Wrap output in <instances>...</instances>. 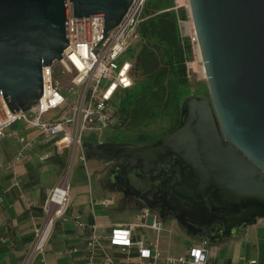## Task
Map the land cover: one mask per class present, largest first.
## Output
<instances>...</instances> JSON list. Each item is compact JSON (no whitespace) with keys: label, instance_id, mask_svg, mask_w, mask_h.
Wrapping results in <instances>:
<instances>
[{"label":"water","instance_id":"obj_1","mask_svg":"<svg viewBox=\"0 0 264 264\" xmlns=\"http://www.w3.org/2000/svg\"><path fill=\"white\" fill-rule=\"evenodd\" d=\"M133 0H0V93L11 111L42 97L43 69L69 45L68 19L102 14L103 36ZM210 96L189 95L174 130L145 144L84 142L104 186L188 238L218 245L264 219V0H190ZM99 41L96 43L98 44Z\"/></svg>","mask_w":264,"mask_h":264},{"label":"built area","instance_id":"obj_2","mask_svg":"<svg viewBox=\"0 0 264 264\" xmlns=\"http://www.w3.org/2000/svg\"><path fill=\"white\" fill-rule=\"evenodd\" d=\"M147 1L133 0L122 21L107 30L101 41L102 14L83 18L70 16L69 45L61 59L44 67L42 97L27 111H11L0 93V138L12 135L21 127L32 132L30 137H20L23 148L43 138H51L55 153H71L69 170L46 197L43 205L45 221L35 229L28 259L23 264H31L39 254L43 255L42 261L46 264V246L59 219L72 220L85 233L83 245H75L67 253L83 251L88 264H215L213 254L217 245L207 239L192 238L187 246L175 247L173 225L166 224L168 220L164 221L148 208L140 210L129 221L89 225L79 215L68 212L72 202L70 167L77 156L86 161L85 137L92 135L96 144L111 140L112 137L104 133L115 124L119 92L134 85L133 64L127 54L141 41L139 28L142 22L156 15L146 13ZM171 10L182 13L178 18L180 33L192 47L191 57L186 61L188 77L192 83L207 79L190 0H173L171 7L156 13ZM56 66H60L69 78L65 88L55 79ZM22 156L19 152L16 159ZM118 201L119 197L114 195L92 199L93 205L107 208L115 207ZM235 264H258V254H243Z\"/></svg>","mask_w":264,"mask_h":264},{"label":"crops","instance_id":"obj_3","mask_svg":"<svg viewBox=\"0 0 264 264\" xmlns=\"http://www.w3.org/2000/svg\"><path fill=\"white\" fill-rule=\"evenodd\" d=\"M22 135L30 137L32 132L18 127L12 135L0 138V264H23L28 259L35 229L45 221L43 205L46 197L58 184L71 160V153L67 151L63 154L55 153L51 138H43L42 141L23 148L20 140ZM85 138V142L95 143L92 135L88 134ZM19 152L23 156L18 160L16 157ZM80 152L81 148L78 153ZM88 159L94 160L90 169L87 166ZM75 160L77 167L81 163L85 164L87 176L85 178L81 172L75 176L77 185L73 190L71 187L72 202L68 209L69 214L79 215L88 225L94 222H118L107 214L97 215L94 211L97 204L92 203V199H100L96 196L102 199L116 194L104 186L106 163L87 156L86 161L80 160L79 156ZM117 206L118 204L112 208H103L118 213L120 210H117ZM138 212L139 210H136L128 214L136 216ZM133 217L126 221L132 220ZM54 227L44 254L46 264H88L83 251L71 255L67 253L69 248L83 245L85 233L79 230L72 220L59 219ZM243 240L242 237L218 244L213 254L214 263L235 264L244 251L251 255L250 245L248 244L247 250ZM224 248H229L232 253L221 254L220 251ZM42 259L43 255L39 254L31 264H45Z\"/></svg>","mask_w":264,"mask_h":264},{"label":"trees","instance_id":"obj_4","mask_svg":"<svg viewBox=\"0 0 264 264\" xmlns=\"http://www.w3.org/2000/svg\"><path fill=\"white\" fill-rule=\"evenodd\" d=\"M173 0H148L146 13L156 14L142 22L139 28L141 41L127 54L132 60L134 85L122 90L115 104L113 130H123V138L114 133L111 140L128 144H145L160 138L179 124L181 103L191 94L205 95V89H193L187 75L186 61L192 47L180 33V11H163L171 7ZM159 116H168L171 128L160 135L142 129ZM258 264H264V229L257 231ZM247 250L249 245L247 244Z\"/></svg>","mask_w":264,"mask_h":264},{"label":"rangeland","instance_id":"obj_5","mask_svg":"<svg viewBox=\"0 0 264 264\" xmlns=\"http://www.w3.org/2000/svg\"><path fill=\"white\" fill-rule=\"evenodd\" d=\"M55 79L59 80L64 88L67 87V85L69 84V78L68 76L64 74L63 69L60 66L55 67ZM203 84L207 85V81L204 78H202V81H199V82L195 81L193 82V89H196V90L198 89L199 91H202L205 89V85ZM207 91L208 92L205 95L210 96V91L208 90V86H207ZM171 125H172V121L170 120L168 116H159L158 118L152 120L148 125H145V127H143L142 129L148 130L155 135H160L161 133L167 132L171 128ZM116 132L118 133L119 137L123 138V135H124L123 130H117ZM116 132H114L112 127H109V128H106L104 135L107 137H112L114 133ZM93 162L94 160L92 159L87 160V166L89 167V169L91 168L90 166L93 165ZM69 165L70 163H68L67 166L65 167L66 171L69 170ZM78 167H77V160H74L70 167L71 169L69 173V182L71 184L72 190L77 185V181L75 180V176L77 175V173L81 172L82 176H84L85 178L87 176L86 175L87 168L85 167V164L81 163L80 166ZM115 196H118L120 198L118 193L117 195L115 194ZM96 198L101 199V197H97V196ZM94 211L97 215H100L103 213L107 214L112 220H115V221H126L130 217L135 216V214H128V213L125 214L121 212L117 213L114 211L106 210L101 205H96L94 207ZM166 224L173 225L176 231L175 237L173 239V243L175 247L179 245H182L185 247L189 244V241H192L191 238H188L184 234L179 224L176 223L175 221L168 220ZM260 229H264V219L260 220L258 225L251 227L250 233H248L247 235L243 237L244 239L243 244L244 246H246L247 244L250 245V251L252 255H255L256 252H258L257 248H258V242L260 238L256 236V232ZM243 251H244V248H243ZM220 252L221 254H231L232 253V251L229 248H224ZM244 254H246V251H244Z\"/></svg>","mask_w":264,"mask_h":264},{"label":"flooded vegetation","instance_id":"obj_6","mask_svg":"<svg viewBox=\"0 0 264 264\" xmlns=\"http://www.w3.org/2000/svg\"><path fill=\"white\" fill-rule=\"evenodd\" d=\"M106 167L109 168L110 165H108V166L106 165ZM119 196H120V198L122 197L120 194H119ZM120 198H119V200H120ZM133 211H136L133 202L127 203L125 206L121 207V209H120V212L125 213V214L132 213Z\"/></svg>","mask_w":264,"mask_h":264}]
</instances>
